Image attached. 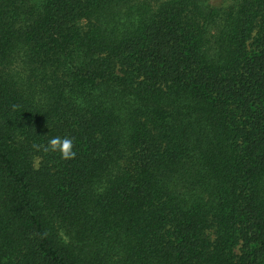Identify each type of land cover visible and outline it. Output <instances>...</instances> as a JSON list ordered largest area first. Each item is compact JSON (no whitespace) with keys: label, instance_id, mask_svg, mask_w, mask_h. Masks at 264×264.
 <instances>
[{"label":"trees","instance_id":"trees-1","mask_svg":"<svg viewBox=\"0 0 264 264\" xmlns=\"http://www.w3.org/2000/svg\"><path fill=\"white\" fill-rule=\"evenodd\" d=\"M0 264H264V0H0Z\"/></svg>","mask_w":264,"mask_h":264},{"label":"clouds","instance_id":"clouds-1","mask_svg":"<svg viewBox=\"0 0 264 264\" xmlns=\"http://www.w3.org/2000/svg\"><path fill=\"white\" fill-rule=\"evenodd\" d=\"M48 144L51 150L59 151L64 158H70L75 155L72 151V140L68 137H52Z\"/></svg>","mask_w":264,"mask_h":264}]
</instances>
